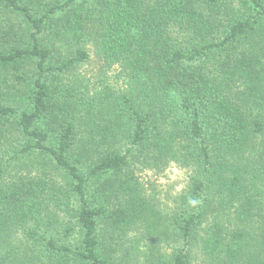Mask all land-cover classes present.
<instances>
[{
    "label": "trees",
    "instance_id": "1",
    "mask_svg": "<svg viewBox=\"0 0 264 264\" xmlns=\"http://www.w3.org/2000/svg\"><path fill=\"white\" fill-rule=\"evenodd\" d=\"M0 264H264V0H0Z\"/></svg>",
    "mask_w": 264,
    "mask_h": 264
},
{
    "label": "rangeland",
    "instance_id": "2",
    "mask_svg": "<svg viewBox=\"0 0 264 264\" xmlns=\"http://www.w3.org/2000/svg\"><path fill=\"white\" fill-rule=\"evenodd\" d=\"M185 177V172H182L178 169H170L166 172L165 176L156 178L149 175L148 180L154 183L158 187L159 191H161V199L164 200V202H169L168 198H165L166 191L169 194L174 189L175 192L181 190V188H183L184 182L186 181ZM171 187L174 188L171 189Z\"/></svg>",
    "mask_w": 264,
    "mask_h": 264
},
{
    "label": "clouds",
    "instance_id": "3",
    "mask_svg": "<svg viewBox=\"0 0 264 264\" xmlns=\"http://www.w3.org/2000/svg\"><path fill=\"white\" fill-rule=\"evenodd\" d=\"M193 203H195V201H193Z\"/></svg>",
    "mask_w": 264,
    "mask_h": 264
}]
</instances>
